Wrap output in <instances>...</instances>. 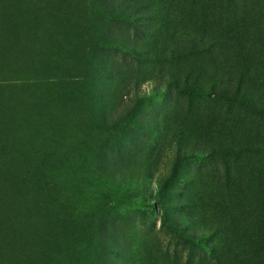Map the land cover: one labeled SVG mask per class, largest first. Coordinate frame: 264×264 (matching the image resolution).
I'll return each instance as SVG.
<instances>
[{
  "label": "rangeland",
  "instance_id": "374dc122",
  "mask_svg": "<svg viewBox=\"0 0 264 264\" xmlns=\"http://www.w3.org/2000/svg\"><path fill=\"white\" fill-rule=\"evenodd\" d=\"M0 264H264V0H0Z\"/></svg>",
  "mask_w": 264,
  "mask_h": 264
}]
</instances>
